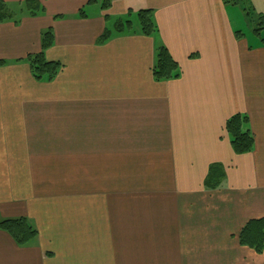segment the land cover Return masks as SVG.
I'll list each match as a JSON object with an SVG mask.
<instances>
[{
	"label": "crops",
	"instance_id": "0c3cea01",
	"mask_svg": "<svg viewBox=\"0 0 264 264\" xmlns=\"http://www.w3.org/2000/svg\"><path fill=\"white\" fill-rule=\"evenodd\" d=\"M4 1L0 217H26L37 236L20 246L0 229V264H264L237 237L264 217V28L240 2L38 0L31 15ZM141 9L157 34L139 32ZM49 28L44 55L62 67L38 81L24 58ZM157 44L179 77L154 79ZM235 113L248 117L250 152L231 147ZM211 164L224 177L209 190Z\"/></svg>",
	"mask_w": 264,
	"mask_h": 264
},
{
	"label": "trees",
	"instance_id": "16d2710c",
	"mask_svg": "<svg viewBox=\"0 0 264 264\" xmlns=\"http://www.w3.org/2000/svg\"><path fill=\"white\" fill-rule=\"evenodd\" d=\"M225 2L239 3L240 0H224ZM111 0H103L102 7L109 6ZM24 5L31 15H35L40 10L38 0H24ZM83 12L80 11V15ZM139 32L152 36L157 34V26L152 18V10L141 9L135 13ZM13 13L4 0H0V21L12 18ZM263 15L259 14L260 21L257 22L255 31L264 28ZM131 29V21H117L114 31L122 33ZM112 32L108 29L102 34V41L107 40ZM54 35L51 28L45 30L40 38V51L29 53L24 58L30 66L33 77L38 81L52 80L62 67L58 61L46 60L44 51L53 43ZM181 69L178 63L169 53L163 44H157L155 48V61L152 67V74L157 81L174 79L180 76ZM248 117L242 113H235L230 116L225 124V130L229 136L233 151L237 154L250 152L254 146V136L248 126ZM224 177V170L220 164H211L208 174L204 180V187L212 190L218 188ZM0 229L6 231L13 240L20 246H24L34 240L37 230L26 217L2 218L0 217ZM238 242L240 245L253 249L256 253L264 250V217L248 220L239 231Z\"/></svg>",
	"mask_w": 264,
	"mask_h": 264
},
{
	"label": "rangeland",
	"instance_id": "374dc122",
	"mask_svg": "<svg viewBox=\"0 0 264 264\" xmlns=\"http://www.w3.org/2000/svg\"><path fill=\"white\" fill-rule=\"evenodd\" d=\"M240 6L242 7V10L246 13L244 17L246 22L248 23V26L256 27L257 22L260 21L259 13L261 9H264V0H240ZM263 19L264 17H262V20Z\"/></svg>",
	"mask_w": 264,
	"mask_h": 264
}]
</instances>
